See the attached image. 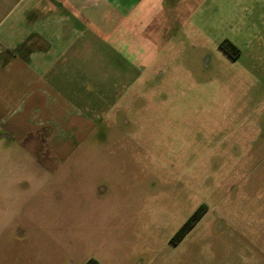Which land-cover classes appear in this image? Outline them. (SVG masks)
<instances>
[{"label":"rangeland","instance_id":"obj_1","mask_svg":"<svg viewBox=\"0 0 264 264\" xmlns=\"http://www.w3.org/2000/svg\"><path fill=\"white\" fill-rule=\"evenodd\" d=\"M196 2L150 66L90 52L69 113L0 124V264H264V0Z\"/></svg>","mask_w":264,"mask_h":264},{"label":"crops","instance_id":"obj_2","mask_svg":"<svg viewBox=\"0 0 264 264\" xmlns=\"http://www.w3.org/2000/svg\"><path fill=\"white\" fill-rule=\"evenodd\" d=\"M197 7L196 0H0V108L5 112L0 124L35 129V112L56 108L59 115L69 113L65 94L71 90L75 99L83 97L82 88L75 86L81 58L90 52L127 75L134 73L135 62L150 66L156 58L150 43L164 36L159 28L189 19ZM104 42L111 45L108 52L98 45ZM134 49L137 58L130 55ZM6 90L13 96L6 97ZM101 95L83 109L71 106L77 111L69 117L76 139L86 125L80 112H101ZM74 118L80 119L78 126Z\"/></svg>","mask_w":264,"mask_h":264},{"label":"trees","instance_id":"obj_3","mask_svg":"<svg viewBox=\"0 0 264 264\" xmlns=\"http://www.w3.org/2000/svg\"><path fill=\"white\" fill-rule=\"evenodd\" d=\"M230 47L232 48V50H235L237 54L240 53V51L233 44H231ZM221 48L224 51L229 52L227 50L226 44L221 45ZM233 57L236 58V56ZM202 217L203 212L201 210H197L175 235L173 239L174 243H179L186 236V234L200 221Z\"/></svg>","mask_w":264,"mask_h":264},{"label":"flooded vegetation","instance_id":"obj_4","mask_svg":"<svg viewBox=\"0 0 264 264\" xmlns=\"http://www.w3.org/2000/svg\"><path fill=\"white\" fill-rule=\"evenodd\" d=\"M96 122H97V120H95V122H94V126H95ZM94 126H93V127H94ZM38 130H39V129H38ZM39 131H40V130H39ZM39 137H40V135H39ZM76 140H77V139H76ZM65 146H66V145H65ZM61 150H62V147H61L60 149H59V148H57V149L54 148V153H55V154H59V153L61 152Z\"/></svg>","mask_w":264,"mask_h":264}]
</instances>
